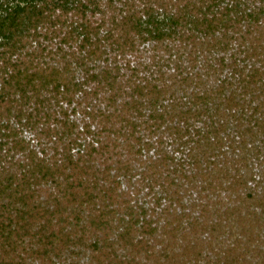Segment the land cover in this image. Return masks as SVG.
Segmentation results:
<instances>
[{
    "label": "trees",
    "instance_id": "16d2710c",
    "mask_svg": "<svg viewBox=\"0 0 264 264\" xmlns=\"http://www.w3.org/2000/svg\"><path fill=\"white\" fill-rule=\"evenodd\" d=\"M0 264H264V0H0Z\"/></svg>",
    "mask_w": 264,
    "mask_h": 264
},
{
    "label": "rangeland",
    "instance_id": "374dc122",
    "mask_svg": "<svg viewBox=\"0 0 264 264\" xmlns=\"http://www.w3.org/2000/svg\"><path fill=\"white\" fill-rule=\"evenodd\" d=\"M27 136L29 137V135L27 134Z\"/></svg>",
    "mask_w": 264,
    "mask_h": 264
}]
</instances>
